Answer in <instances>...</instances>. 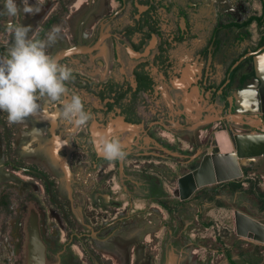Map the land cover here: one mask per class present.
<instances>
[{
	"label": "flooded vegetation",
	"instance_id": "1",
	"mask_svg": "<svg viewBox=\"0 0 264 264\" xmlns=\"http://www.w3.org/2000/svg\"><path fill=\"white\" fill-rule=\"evenodd\" d=\"M116 1V9L92 27L88 42L68 43L48 53L72 69L75 80L68 83L69 93L65 99H70L72 94L80 95L86 111L92 114L89 136L150 132L156 121L151 122V126L143 125L145 121L137 108L141 104V107H148L144 106L146 101L165 97L170 102L169 111H175L177 104L173 92L176 89L181 90L180 110L184 116L185 103L193 97L194 84L205 88L213 76V46L206 47L198 55V58H206V65L199 70L197 82H193L192 57L178 56L179 45L190 44V47L193 41L190 8L185 7L186 4L192 6V3L187 0ZM4 5L5 0H0V34L3 27L15 20L6 14ZM38 28L29 33L32 38ZM2 53L0 46V55ZM247 60L250 59L243 60L234 69L239 70ZM225 81L222 79L219 87ZM232 83L224 86L222 95L218 96L228 97ZM202 88L200 94L204 97L206 91H201ZM206 106L199 112L207 114L215 108L213 104ZM228 108L225 99L221 113L211 114L220 118L227 115ZM60 110L58 105L42 104L40 110L23 124L10 123L7 113L0 112V165L8 168L0 170V264H115V260L99 248L110 241L111 237L103 234L112 232V224L94 227L88 225L84 217L82 222L78 203L59 190L58 182L52 180L57 177H49L51 172L64 170L66 158L61 152L80 146V127L68 125L61 119H57L55 125L49 122L48 116ZM253 124L258 126L257 122ZM248 129L247 134L258 133L254 128ZM89 136L84 138L85 141L90 139ZM96 149L101 155L98 146ZM24 151L25 155L22 154ZM38 151L42 153V160H35ZM21 175L30 181L22 196L18 187L13 185H19L16 180ZM101 196L103 194L99 195L102 200L104 197ZM94 200L98 207L96 194ZM104 202L105 206L114 204L120 207L114 198ZM140 230L134 228L125 241H113L117 251L113 255L118 264L126 263L120 260L122 253L117 249L130 244L131 238H137ZM3 244L7 249L4 259ZM137 251H141L140 247ZM177 255L168 243L162 264H179L180 256ZM175 256L179 257L176 263Z\"/></svg>",
	"mask_w": 264,
	"mask_h": 264
},
{
	"label": "rangeland",
	"instance_id": "2",
	"mask_svg": "<svg viewBox=\"0 0 264 264\" xmlns=\"http://www.w3.org/2000/svg\"><path fill=\"white\" fill-rule=\"evenodd\" d=\"M187 2L193 4L185 5L190 8L193 41L190 47V44L179 45L177 52L179 57H192L193 65L197 69L206 65V58H198V55H201L206 47L213 46L211 66L213 75H216L218 70L216 78L222 80L239 56L264 46V0H187ZM16 3L22 6L21 1ZM28 3L39 8V11L31 15L21 11L14 16L13 24L31 26L32 31L39 26L33 39H46V34L53 26L59 27L61 31L57 42L47 50L48 53L68 43L88 42L96 22L118 6L116 0H28ZM42 18L45 19L42 21ZM11 44L12 33L8 27H3L0 34L2 55L6 54ZM250 64L251 60L245 61L241 69L249 68ZM173 95L178 104L177 109L173 108L175 111H169L170 102L165 97L156 101H146L144 106L149 105L148 107H141L143 104L139 102L141 105L137 110L145 121L143 125L151 126V122L160 120L159 123L153 124L154 127H159L158 129L162 128V133L157 134L158 137L168 145L177 143L181 149L191 150L188 157L181 155L180 149L164 152L160 148H146L150 145L142 143L141 137H150L149 133L119 132L89 136L90 120L88 124L80 126L78 134L80 146L61 152L66 158L64 170L51 172L49 175L50 178L57 177L52 180L58 182L59 190L65 195L69 194L78 203L77 206L81 208V219L84 217L88 225L99 227L105 223L112 224L111 231L117 233L103 234L111 239L99 248L106 256H111L115 264H118V261L113 255L117 252L113 241L129 239L131 231L138 227L141 229L138 237H132L130 244L117 249L122 253L119 256L120 260L126 264H162L173 222L177 224L183 221H196L204 226L220 223L231 225L235 222V213L239 212L264 227V156L240 161L241 177L197 188L187 200L179 199L177 186L179 177L197 168L207 149L216 144L214 132L223 125L203 124L206 113L199 112V109L206 108L207 104L215 106L217 102L219 103L216 93L207 98L198 97L199 101L196 103H185L187 108L184 116L177 112L181 109V90L176 89ZM255 103L256 100L251 105ZM222 105L224 102H221ZM248 130L243 125H237L231 132L244 134ZM175 135L178 136L177 140ZM87 136L90 139L85 141L84 138ZM101 136L119 140L127 152L126 158L123 161L109 162L99 155L96 147ZM194 139L197 143L192 145ZM196 150L200 151L199 157L192 159ZM144 151L150 154L143 155ZM24 153L25 151L22 154ZM38 153L35 160H42V153L40 151ZM103 161L106 164L102 165ZM3 168L8 169L0 165V170ZM40 168L43 170L41 166ZM21 176L16 180L19 185L14 183L13 185L18 187L22 196L27 191L30 181ZM142 184L160 187V196L156 200H150L148 196L151 191L143 193ZM150 188L147 189L151 190ZM95 194L99 201L98 207L95 206ZM101 194H103L101 198L104 197L103 201L99 199ZM113 198L120 203V207L114 204L105 206L104 200ZM128 216L131 218L126 219ZM81 221L83 222V219ZM118 221L123 223L117 224ZM223 232L224 230L220 228V236L224 235ZM0 239L2 240L1 237ZM258 243L253 253L260 256L264 253V244L263 241ZM137 247H140V252L137 251ZM6 250L3 244L2 259L7 255ZM177 256L175 263L179 258Z\"/></svg>",
	"mask_w": 264,
	"mask_h": 264
},
{
	"label": "clouds",
	"instance_id": "3",
	"mask_svg": "<svg viewBox=\"0 0 264 264\" xmlns=\"http://www.w3.org/2000/svg\"><path fill=\"white\" fill-rule=\"evenodd\" d=\"M5 0V11L9 16L34 14L39 8L21 0ZM12 44L5 55H0V112H6L10 123L23 124L34 116L42 104L60 106L59 112L48 116L55 125L57 119L77 127L84 126L92 119L86 111L80 95L69 93L68 83L75 80L72 69L60 64L48 54L60 34V28H53L46 34V39H33L29 33L31 26L9 24ZM109 129V133H110ZM98 149L103 158L109 162L123 161L127 152L117 139L101 136Z\"/></svg>",
	"mask_w": 264,
	"mask_h": 264
},
{
	"label": "crops",
	"instance_id": "4",
	"mask_svg": "<svg viewBox=\"0 0 264 264\" xmlns=\"http://www.w3.org/2000/svg\"><path fill=\"white\" fill-rule=\"evenodd\" d=\"M213 66L215 65L213 64ZM199 70L200 68L197 69L195 65H193V73H192L193 82H196V80L198 79L195 77V75H198ZM239 70L233 72V75L235 73V81H233V84L235 87H237L234 93L237 94L236 103H238V112L233 117L230 118L229 122L227 121L223 123L217 122L216 120H218L219 118L213 117V115L211 114V112L213 113L215 112L216 114L221 113V109H222L221 102H224V100L226 99L223 96H218V93L223 87L222 85H221L222 87H217L221 81V79L217 80L216 78V75L218 74V70H216V75L212 76V78L216 80V84H214L215 81H212L211 82L212 85H209L208 87L205 88L197 87L196 83L194 84L193 97H189V99L187 100L188 103L190 102L196 103L199 101L198 97L203 96V94H200V88H202L201 89L202 91L203 90L206 91L204 98H207L208 96L211 95H215L216 93L217 100L219 99V103L217 102V105L214 106L215 108L213 110L208 111L207 114L205 115L204 117L205 119L204 121H202L203 124H211V123L222 124L223 127L219 128V130L229 129L232 131V129L235 130V127L237 125L242 126L244 123L245 124L249 123L253 125V122H257L256 121L258 119L257 115H259L258 112L253 114H247L252 107L251 103L256 99L255 96L256 91L246 90L243 89L241 86H239L241 82L246 81L247 79L250 78V76H252L251 74L250 76L245 75L246 73L250 72V69L240 68ZM230 77H232V74ZM251 83L254 82L252 81ZM226 92L224 95H226ZM175 100L177 99L175 98ZM177 112L181 113V110L179 109ZM243 117H246V120H244ZM159 122L160 120L158 122L156 121V123ZM257 124H258L257 129L259 130L264 129L262 125H260L259 123ZM245 127L250 129L252 128L247 126ZM158 128L159 127H153L151 131L148 132L150 134L149 135L150 137H146V136L141 137L143 141L142 143L150 145L149 147L146 148H157V149L160 148V150L161 151L163 150L164 152L180 149L181 152L180 151L179 152L184 157H188L190 155L191 150L189 149L183 150L179 147V144L177 143H175L174 145H168L167 143L163 142L157 135L159 134L158 132L162 133V128L160 129ZM140 133H147V132H140ZM244 134H247V132H244ZM175 139L177 140L178 136L175 135ZM214 141L216 143L215 137H214ZM191 143L192 145H194L197 143V140L194 139ZM212 148L216 149V144L213 145ZM197 152L198 150H196L195 153ZM195 153L193 154V156L195 155ZM149 154L150 152L147 153L145 151L143 153V155H149ZM180 170L181 169H179V171ZM147 188H150L151 190ZM141 191L145 194L151 191V194L148 196L150 200H156L161 194L160 187L149 184H142ZM181 220L182 219H180V221ZM219 225L204 226L203 224H199L196 221H190V222L183 221L182 223L178 222L177 224L173 222V225L169 230V244L172 251H174L176 254L180 256L179 264H251L252 262H255V264H264V253L263 255L260 256H258L257 253L255 252L253 253V250L256 248L257 245H259L258 241L237 234L235 222L231 225L228 224L226 225L225 223H220ZM220 228L224 230L223 236H220L219 234ZM217 236H219V238H217ZM263 244H264V240H263Z\"/></svg>",
	"mask_w": 264,
	"mask_h": 264
},
{
	"label": "water",
	"instance_id": "5",
	"mask_svg": "<svg viewBox=\"0 0 264 264\" xmlns=\"http://www.w3.org/2000/svg\"><path fill=\"white\" fill-rule=\"evenodd\" d=\"M250 59L249 79L241 82L239 86L246 90L256 91V103L251 107L247 114L258 112L257 123L264 127L262 114H264V46L255 52H249L242 55L231 68L228 69V75L223 77L226 80L223 87L229 82L235 81L234 68L243 60ZM244 63L242 64V67ZM232 74V77H230ZM244 75V74H242ZM241 75V76H242ZM210 81H215L212 77ZM254 83H251V82ZM211 85V83L209 84ZM207 85V87L209 86ZM219 87V86H218ZM222 87V88H223ZM221 88V89H222ZM237 87L230 86L227 115L220 117L217 121H230L238 112L237 94L234 93ZM218 95H222L221 90ZM235 104V106H234ZM258 109L260 111H258ZM214 114H216L214 112ZM245 114V113H243ZM246 120V117H243ZM243 126L252 127L258 133L253 134H233L231 130L224 129L214 133L217 152L213 148H208L206 154L201 158L199 165L192 172L179 177L177 181L180 200H187L197 188L212 185L215 183L228 182L242 176L240 161L243 159L264 156V129L259 130L254 124L244 123ZM200 151L195 153L192 159L199 157ZM235 227L237 234L253 239L258 242L264 240V227L253 222L242 213H235Z\"/></svg>",
	"mask_w": 264,
	"mask_h": 264
},
{
	"label": "trees",
	"instance_id": "6",
	"mask_svg": "<svg viewBox=\"0 0 264 264\" xmlns=\"http://www.w3.org/2000/svg\"><path fill=\"white\" fill-rule=\"evenodd\" d=\"M238 68L234 69V71H236Z\"/></svg>",
	"mask_w": 264,
	"mask_h": 264
},
{
	"label": "bare ground",
	"instance_id": "7",
	"mask_svg": "<svg viewBox=\"0 0 264 264\" xmlns=\"http://www.w3.org/2000/svg\"><path fill=\"white\" fill-rule=\"evenodd\" d=\"M40 17V16H39ZM3 179V178H2ZM4 179H5V177H4Z\"/></svg>",
	"mask_w": 264,
	"mask_h": 264
}]
</instances>
